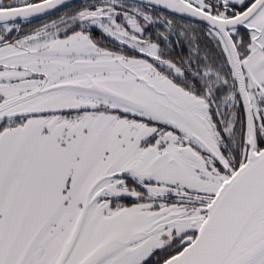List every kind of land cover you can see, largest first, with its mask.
I'll return each mask as SVG.
<instances>
[{"label": "snow or ice", "instance_id": "1", "mask_svg": "<svg viewBox=\"0 0 264 264\" xmlns=\"http://www.w3.org/2000/svg\"><path fill=\"white\" fill-rule=\"evenodd\" d=\"M0 264H264V0H0Z\"/></svg>", "mask_w": 264, "mask_h": 264}]
</instances>
